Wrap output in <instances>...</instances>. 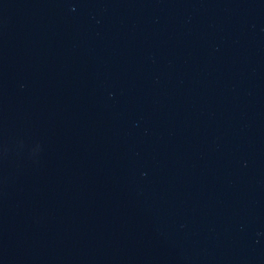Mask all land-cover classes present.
I'll return each instance as SVG.
<instances>
[{
  "label": "water",
  "instance_id": "1",
  "mask_svg": "<svg viewBox=\"0 0 264 264\" xmlns=\"http://www.w3.org/2000/svg\"><path fill=\"white\" fill-rule=\"evenodd\" d=\"M264 75V0H0V135L102 124Z\"/></svg>",
  "mask_w": 264,
  "mask_h": 264
}]
</instances>
